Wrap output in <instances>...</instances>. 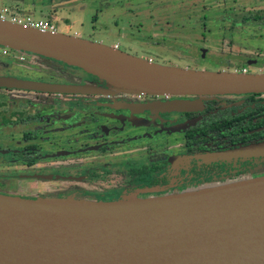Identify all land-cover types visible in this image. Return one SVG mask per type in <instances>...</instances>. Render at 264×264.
Masks as SVG:
<instances>
[{"label": "water", "instance_id": "obj_1", "mask_svg": "<svg viewBox=\"0 0 264 264\" xmlns=\"http://www.w3.org/2000/svg\"><path fill=\"white\" fill-rule=\"evenodd\" d=\"M0 46L79 68L115 92L199 98L264 93V73L166 67L100 43L7 21H0ZM204 52L200 49L201 58ZM103 55L157 84L145 90L111 76L100 66ZM0 87L58 95L94 92L4 77ZM195 104L177 99L160 106L181 112ZM217 157H264V142ZM0 264H264V176L108 202L0 195Z\"/></svg>", "mask_w": 264, "mask_h": 264}, {"label": "flooded vegetation", "instance_id": "obj_2", "mask_svg": "<svg viewBox=\"0 0 264 264\" xmlns=\"http://www.w3.org/2000/svg\"><path fill=\"white\" fill-rule=\"evenodd\" d=\"M63 3L72 2L0 0V10L21 17H30V12L38 11L41 18L47 17L49 21H45L54 26L58 22L52 14L58 13L54 9L64 8ZM249 22L264 25V14L240 19V23ZM0 60V77L85 86L94 91L58 95L0 87V131L3 128L9 131L4 134L8 147L0 149V165L19 166L20 171L15 172L19 177L16 184L21 183V190L28 192L26 196L2 192L0 195L34 200L38 198L32 192L41 190L36 188L38 183L43 186L56 182L84 183L86 187L81 192H68V188L62 191L75 200L108 202L123 197H162L204 185L242 180L252 171L257 174L251 178L264 176V157L244 161L216 157L264 142V93L203 98L131 94L109 91L105 82L87 73L77 81L60 79L49 64L58 61L32 53L0 48ZM41 64L48 66V71L43 73L49 77L35 71L34 66ZM262 64L264 59L245 58L239 69L232 72L244 69L245 73H264ZM25 66L29 67L27 71L19 69ZM177 99L196 104L181 112L164 111L160 106ZM58 137L63 141L56 147ZM170 143L180 148L181 153L174 154L172 148L168 149ZM52 147L56 148L52 150ZM111 152L129 155L127 182L120 188L107 186L111 182L108 171H85L84 175H78L59 171L54 166L61 160ZM1 180L0 184L10 183V179ZM95 188H99L98 192L89 190Z\"/></svg>", "mask_w": 264, "mask_h": 264}, {"label": "rangeland", "instance_id": "obj_3", "mask_svg": "<svg viewBox=\"0 0 264 264\" xmlns=\"http://www.w3.org/2000/svg\"><path fill=\"white\" fill-rule=\"evenodd\" d=\"M62 1L72 3L70 5L63 3L64 8L54 9L58 12L52 14L57 18L58 24L54 25L57 33L81 34L73 37L100 43L158 65L196 71L232 72L239 69L245 58L264 59V25L253 22L240 23L243 16L264 14V0ZM30 13L33 19L48 20L47 17L41 18L38 11ZM0 48L5 47L0 46ZM200 49L205 50L202 58ZM49 64H52L60 79L77 81L82 79L81 75L85 73L62 62ZM28 68V66L19 67L24 71ZM47 68L48 66L43 67L42 64L34 66L38 75L49 77L43 73L48 71ZM11 96L17 95L11 94ZM7 132L9 131L6 128L0 131V149L8 147L7 142H4L6 139L4 134ZM62 141L58 137L56 147H59ZM9 144L13 146V143ZM170 144L167 147L170 150L172 148L174 154L181 153L180 148L173 146V143ZM56 147H52V150ZM118 154L120 153L111 152L104 155H89L85 158L78 156L61 160L54 166L59 171H71L72 174L78 175H84L85 171H108L111 182L107 186L120 188L127 182L125 170L126 163L130 159L127 157L128 154ZM223 158L228 159V157L218 159ZM232 159L244 161L240 157H232ZM6 160L8 161V158ZM19 171V166L0 165V183L2 178L10 179L9 184H0V193L9 196H26L28 192L21 190V183L16 184L19 177L15 172ZM254 174H257L256 171L242 178L252 179L251 176ZM236 181L240 180L236 179ZM17 186L18 190L15 191ZM85 187L84 183L56 182L44 186L38 183L36 188L41 190L32 193L38 199L66 200L72 198L68 196L69 193L65 194L62 190L68 188L70 189L68 192L76 190L81 192ZM99 188H102V185ZM99 188L89 190L98 192ZM177 193L179 192L171 194Z\"/></svg>", "mask_w": 264, "mask_h": 264}, {"label": "bare ground", "instance_id": "obj_4", "mask_svg": "<svg viewBox=\"0 0 264 264\" xmlns=\"http://www.w3.org/2000/svg\"><path fill=\"white\" fill-rule=\"evenodd\" d=\"M101 68L111 76L129 82L141 89L150 90L156 83L152 78L145 77L135 70L123 66L120 62L109 56H99Z\"/></svg>", "mask_w": 264, "mask_h": 264}, {"label": "built area", "instance_id": "obj_5", "mask_svg": "<svg viewBox=\"0 0 264 264\" xmlns=\"http://www.w3.org/2000/svg\"><path fill=\"white\" fill-rule=\"evenodd\" d=\"M0 21H7L16 25H20L27 28H32L41 32L54 33L55 29L52 24L45 20L32 19L31 17H21L17 15H7L4 10H0ZM242 73H245V70L242 69Z\"/></svg>", "mask_w": 264, "mask_h": 264}]
</instances>
